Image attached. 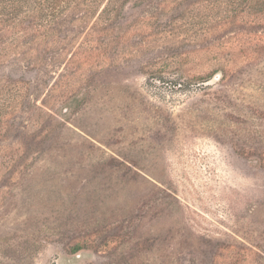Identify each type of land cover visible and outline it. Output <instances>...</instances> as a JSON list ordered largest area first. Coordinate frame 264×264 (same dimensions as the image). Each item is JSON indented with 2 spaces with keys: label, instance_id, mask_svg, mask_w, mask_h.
Returning <instances> with one entry per match:
<instances>
[{
  "label": "rangeland",
  "instance_id": "1",
  "mask_svg": "<svg viewBox=\"0 0 264 264\" xmlns=\"http://www.w3.org/2000/svg\"><path fill=\"white\" fill-rule=\"evenodd\" d=\"M145 1L0 60V264H264V20Z\"/></svg>",
  "mask_w": 264,
  "mask_h": 264
},
{
  "label": "trees",
  "instance_id": "2",
  "mask_svg": "<svg viewBox=\"0 0 264 264\" xmlns=\"http://www.w3.org/2000/svg\"><path fill=\"white\" fill-rule=\"evenodd\" d=\"M210 1L214 2L210 6L211 13L215 8L223 9L217 2L224 4L227 20H230L231 16L233 19H238L242 14L248 13V10L256 16L255 18L260 17L259 20H264V0H208L207 2ZM145 2V0H0V60L5 57L9 49L22 48L24 41L36 39L40 33L46 34V37L54 35L53 28L58 18L66 10L80 6V3L88 4L87 10L91 14L101 10L100 17L120 20L127 7L139 8ZM240 9L242 11H239ZM199 17L198 12L193 16L192 21L188 22L190 28L195 29L199 24L211 23L210 18L213 15L207 14L200 19ZM169 27L171 24H166L165 29Z\"/></svg>",
  "mask_w": 264,
  "mask_h": 264
}]
</instances>
